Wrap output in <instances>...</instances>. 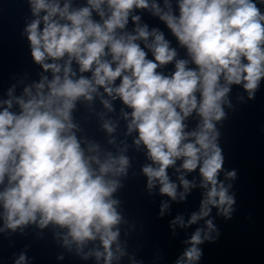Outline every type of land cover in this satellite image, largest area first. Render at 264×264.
<instances>
[{
  "label": "clouds",
  "instance_id": "clouds-1",
  "mask_svg": "<svg viewBox=\"0 0 264 264\" xmlns=\"http://www.w3.org/2000/svg\"><path fill=\"white\" fill-rule=\"evenodd\" d=\"M28 4L35 17L24 29L31 57L51 73V79L42 76L39 83L24 88L22 97L13 98L18 111H10L13 99L3 102L0 232L51 224L66 230L61 238L69 251L75 246L79 255L92 243L84 259L113 264L126 254L119 241L123 217L113 194L122 187L116 178L127 175L129 158L111 152L101 158L95 144L88 145L92 154H86L73 131L77 102H92L98 96L104 108L113 111L104 98L107 94L131 109L122 114L128 134L137 133L133 143L143 145L152 162L142 168L150 192L158 183L159 193L175 201L182 187L183 201L195 184L182 170H198L200 187L206 191L199 212L192 213L187 224L204 220L207 231L197 228L187 241L190 247L176 262L196 264L203 254L198 246L215 243L219 237L213 220L205 219L212 208L225 220H231L235 211L232 185L225 186L220 179L225 155L217 123L227 118L224 105L232 106L233 85L242 86L248 100H254L264 80V10L259 6L264 0H178V15L170 0H164L163 8L157 0H87L78 8L71 6V0L63 5L60 0H28ZM137 9L158 17L187 50L190 61L176 58L177 51L163 31L141 25V17L133 14ZM130 17L135 24L132 32L126 30ZM190 62L195 67H189ZM172 63L171 75L158 71ZM194 113L199 122L187 131L185 121ZM103 128L111 135L116 125L106 120ZM169 168L182 173L179 186L170 179ZM225 178L235 180L236 169L227 171ZM168 207L162 205L161 216ZM172 223L185 226L181 217ZM212 231L216 238L210 236ZM26 261L21 254L15 264Z\"/></svg>",
  "mask_w": 264,
  "mask_h": 264
},
{
  "label": "water",
  "instance_id": "water-1",
  "mask_svg": "<svg viewBox=\"0 0 264 264\" xmlns=\"http://www.w3.org/2000/svg\"><path fill=\"white\" fill-rule=\"evenodd\" d=\"M65 0H60L61 5ZM161 8L164 0H157ZM151 3V0H150ZM174 12L178 15V0H170ZM87 5V0H71L73 8ZM264 10V5H259ZM134 15L141 17L140 24H147L149 31L158 28L164 32L165 39L177 51V59H188L187 50L179 45L166 25L148 10L137 9ZM93 17L99 20L96 13ZM28 0H0V111L6 107V100L22 97L24 88L39 83L42 76L51 79L50 72H44L40 65L31 57L30 42L24 31L27 24L34 19ZM42 27V25H41ZM135 24L131 17L126 30L132 32ZM144 47L142 41H138ZM145 51H148L145 49ZM151 59V52H148ZM189 67L195 65L189 63ZM73 69L78 72V65L73 62ZM164 75H171L175 71L174 63L158 69ZM84 75L90 76L91 73ZM119 80H117V84ZM9 90L12 95L9 96ZM103 93V89H100ZM243 97V100L240 98ZM113 111H108L101 103L100 97H94L92 102L81 99L72 112L73 123L77 126L73 131L81 147L88 153V145H99L101 158L111 152L114 156L124 154L129 158L130 167L126 176L116 179L122 184L113 194V199L119 201L117 211L122 215L120 223L119 241L125 255L113 264H176L183 256L184 251L190 247L187 243L197 228L207 231L204 220L188 225L192 213L199 212L200 202L205 189L200 187L201 177L198 170L191 173H182L185 178L195 184L182 201L179 193L183 191L178 187L175 201L159 193V184L151 190L147 188V177L142 168L152 162L147 158V150L143 145L137 147L133 141L137 133L127 132L128 121L124 119L123 112H129L119 98L112 100L107 94ZM231 107L224 105L226 119L217 123L220 131L219 144L224 150L225 172L220 179L225 186L229 184L230 194H235V211L231 220H225L217 215V209L212 208L210 216L219 231L215 243L205 241L198 247L202 256L196 264H264V80L254 100H248L247 93L242 86L233 85L229 93ZM10 111H18L13 99ZM106 120L116 125L115 131L110 135L104 128ZM199 117L195 113L185 123L187 131L193 130ZM114 141L109 143V141ZM181 161H177L179 167ZM236 169L235 180L226 179L225 173ZM175 168H169L170 179L180 182ZM3 186H0L2 190ZM167 203L169 207L160 215L161 207ZM3 209L0 208V213ZM177 217H181L185 226L173 224ZM4 221L0 216V228ZM66 230L58 226L49 225L44 229L35 224L26 226L23 231L6 230L0 232V264H15L21 254L27 257L26 264H103L94 257L83 258L93 245L90 242L84 252L77 254L75 246L69 251L63 246L62 235ZM213 238L217 232L209 233ZM203 235V233H202ZM62 257V258H60Z\"/></svg>",
  "mask_w": 264,
  "mask_h": 264
}]
</instances>
